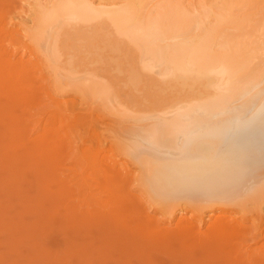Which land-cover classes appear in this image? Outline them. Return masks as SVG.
<instances>
[{"label":"bare ground","instance_id":"bare-ground-1","mask_svg":"<svg viewBox=\"0 0 264 264\" xmlns=\"http://www.w3.org/2000/svg\"><path fill=\"white\" fill-rule=\"evenodd\" d=\"M252 2L18 0L17 20L0 30V56L16 63L19 76L33 71L46 83L53 108L64 107L53 114L78 103L83 112L70 113L72 121L101 117L91 133L99 145L89 149L93 164L107 179L130 181L147 221L161 211L163 231L238 234L264 218V16L250 18ZM171 39L191 45L187 64L166 60L157 68L143 57L164 43L175 47ZM219 52L232 53L231 61L220 64ZM76 76L102 86L92 92L101 98L89 102L79 89L64 98ZM70 125L62 127L67 140ZM247 196L255 211L252 203L240 205Z\"/></svg>","mask_w":264,"mask_h":264},{"label":"rangeland","instance_id":"rangeland-1","mask_svg":"<svg viewBox=\"0 0 264 264\" xmlns=\"http://www.w3.org/2000/svg\"><path fill=\"white\" fill-rule=\"evenodd\" d=\"M17 3L18 0H0V30L17 20ZM252 3L253 9H249L252 13L248 15L253 14L250 16L253 18L257 11V21L264 16V1L253 0ZM182 41L171 39L170 42L178 46L177 54L181 51L178 55L176 46H172L175 48L172 51L171 44V48H163L164 43V52L155 48L156 52L152 49L151 55L145 50L143 57L153 58L156 65L158 61L157 68L162 67L161 61L168 60L165 66L170 61L174 63V59L175 64L187 61L191 45ZM168 51L173 52L169 58ZM228 53H218L220 64L231 61L232 53ZM155 55H160L159 59ZM18 56L19 53L15 57ZM0 61V68L4 65L12 69L1 68L4 74L0 73V264H264V248L257 251L264 242L263 217L258 220V227L247 222L238 234L214 231L199 235L190 229L163 231L165 226L159 222L167 214L164 216L161 211L147 221L146 205L138 199L137 193L131 192L130 181L119 176L107 179L99 166L93 164V153L89 149L94 150L99 145L91 133L93 128L102 127L103 124L96 122L101 117L94 114L92 120L90 116H83L82 120L72 121L69 114H80L83 110L78 103H71L69 109L76 106L77 110L65 111L63 116L66 117L60 121L63 116L53 113L64 107L53 108L55 105L45 96L48 88L41 86L45 82L38 81L33 71L21 77L15 62L10 63L1 56ZM5 71L12 73L8 76ZM74 78L69 88L63 89L67 94L66 97L63 93L64 98H73L78 89L82 90L81 97L89 102L101 98L102 86H97L102 88L101 93L98 92L100 96H94L98 90L96 82L95 87L87 86L93 80L86 83V77L84 80L82 76ZM96 104L93 105L96 107ZM104 106H99L103 113L106 112ZM93 111L95 113L94 107ZM70 122L67 140L63 128ZM252 197L243 198L240 205L247 203L249 208L255 205L252 207L255 211L258 206ZM259 205L264 214V202ZM207 227L205 222L203 231Z\"/></svg>","mask_w":264,"mask_h":264}]
</instances>
